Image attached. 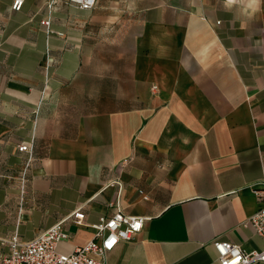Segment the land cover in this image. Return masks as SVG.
I'll use <instances>...</instances> for the list:
<instances>
[{"label": "crops", "instance_id": "1", "mask_svg": "<svg viewBox=\"0 0 264 264\" xmlns=\"http://www.w3.org/2000/svg\"><path fill=\"white\" fill-rule=\"evenodd\" d=\"M65 1L0 0V259L61 221L69 253L117 210L146 220L106 264H219L216 240L260 250L264 3Z\"/></svg>", "mask_w": 264, "mask_h": 264}, {"label": "built area", "instance_id": "2", "mask_svg": "<svg viewBox=\"0 0 264 264\" xmlns=\"http://www.w3.org/2000/svg\"><path fill=\"white\" fill-rule=\"evenodd\" d=\"M24 0H14L13 10L20 11ZM58 0H52L49 7H53ZM82 10H91L97 6L98 0H66ZM47 28L50 19L41 21ZM19 152L25 155L24 176L31 169L34 161L33 143L20 144ZM72 223L82 225L85 220L83 211H75L69 219ZM145 218L129 216L117 210L112 216H101L94 225L95 235L83 246L66 253L59 250V245L69 241L70 234L64 229L61 221L50 228L41 231L29 241H21L14 235L9 241V252L1 257L0 264H106L105 256L119 243L132 241L144 228ZM249 224L262 238L263 246L260 250L247 251L241 245L227 241L216 240L213 246L217 253L219 264H258L264 262V204L251 217Z\"/></svg>", "mask_w": 264, "mask_h": 264}, {"label": "clouds", "instance_id": "3", "mask_svg": "<svg viewBox=\"0 0 264 264\" xmlns=\"http://www.w3.org/2000/svg\"><path fill=\"white\" fill-rule=\"evenodd\" d=\"M226 10H230L231 6L238 2V0H223ZM264 0H247L248 8L245 9V14L251 16L255 12L260 10L261 4Z\"/></svg>", "mask_w": 264, "mask_h": 264}, {"label": "rangeland", "instance_id": "4", "mask_svg": "<svg viewBox=\"0 0 264 264\" xmlns=\"http://www.w3.org/2000/svg\"><path fill=\"white\" fill-rule=\"evenodd\" d=\"M161 0H139L138 2L142 3L143 5L145 6H150V5H153V4H156L158 2H160ZM130 2H133L132 0H127V1H124L123 4H128Z\"/></svg>", "mask_w": 264, "mask_h": 264}]
</instances>
